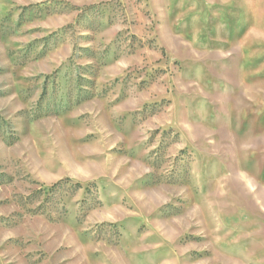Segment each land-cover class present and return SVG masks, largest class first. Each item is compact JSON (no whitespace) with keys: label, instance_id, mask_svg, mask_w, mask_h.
I'll use <instances>...</instances> for the list:
<instances>
[{"label":"rangeland","instance_id":"374dc122","mask_svg":"<svg viewBox=\"0 0 264 264\" xmlns=\"http://www.w3.org/2000/svg\"><path fill=\"white\" fill-rule=\"evenodd\" d=\"M0 264H264V0H0Z\"/></svg>","mask_w":264,"mask_h":264}]
</instances>
